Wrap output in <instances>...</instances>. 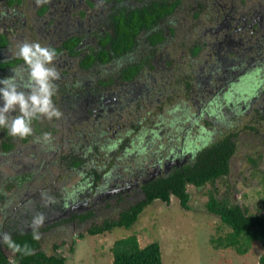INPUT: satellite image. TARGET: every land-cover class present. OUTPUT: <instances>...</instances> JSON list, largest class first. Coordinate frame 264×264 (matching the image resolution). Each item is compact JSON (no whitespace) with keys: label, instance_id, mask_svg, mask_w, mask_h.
Instances as JSON below:
<instances>
[{"label":"trees","instance_id":"1","mask_svg":"<svg viewBox=\"0 0 264 264\" xmlns=\"http://www.w3.org/2000/svg\"><path fill=\"white\" fill-rule=\"evenodd\" d=\"M115 1L109 11L107 6L98 9L106 15L90 35L79 34L83 29L71 30L77 23L59 17L51 20L48 38L40 33L39 19L31 36L28 21L14 30L13 38L10 14L0 8V79L15 74L21 90H26L27 68L15 55L17 43L28 40L51 46L57 51L54 64L60 73L52 99L62 113L59 119L33 120V135L25 138L0 127V264H67L62 256L46 254L42 234L92 218L89 212L58 221L59 211L73 199L69 182L82 178L87 183L94 176L95 188L105 191L114 183L106 184L103 177L118 178L120 188L128 178L139 183L146 177L139 184L142 202L123 211L116 221L93 225L88 233L130 230L156 201L171 205L174 197L190 210L188 186L203 188L226 181L241 139L247 147L251 141L245 143L244 137H264V0H128L129 7L124 0ZM47 11L43 5L38 15ZM18 114V110L12 113ZM188 122L192 127L187 126V133L201 136L193 154L167 173L149 177L143 171L145 164L154 161L163 166L170 157L183 158L185 149L169 156L163 150L150 155L146 140L156 147L168 127L179 131ZM131 128L133 136L119 137ZM45 134L51 139L45 141ZM263 155L264 141L255 152L259 159ZM252 157L247 159L257 169ZM259 178L262 190L254 192L261 202L256 213L233 203L231 186L226 195L218 189L210 192L206 208L231 229L224 241L218 238L220 247L243 256L258 244L263 250L259 263L264 264V174ZM34 183H40V198ZM7 185L21 189L8 195ZM25 189L31 193L25 196ZM39 214L45 219L37 226L33 221ZM161 251L159 242L141 248L132 235L115 242L112 264H164Z\"/></svg>","mask_w":264,"mask_h":264},{"label":"rangeland","instance_id":"2","mask_svg":"<svg viewBox=\"0 0 264 264\" xmlns=\"http://www.w3.org/2000/svg\"><path fill=\"white\" fill-rule=\"evenodd\" d=\"M84 11L88 12V9H74L70 12V20L85 22L86 25L83 28L85 32L91 29L94 24L90 27L87 26V18H82ZM34 14L36 15V12ZM32 16L34 17L33 13L30 12L27 17L30 23L27 25L30 36L33 34L31 28L33 24L30 22ZM187 126L188 128L192 127L191 122H188L185 128L179 131H172L171 127H168L165 137L157 142L156 147L148 139L146 140V144L149 145L151 150L149 152L150 155H157L163 150L169 156L172 153H182L185 149L183 158L172 160L173 158L170 157L171 159H168L161 167H159L161 164L154 165V161L145 164L149 177H156L162 171L167 173L181 161L187 162L189 156L193 154L192 149L198 144L201 136L188 134L186 131L188 130ZM195 126L202 129L200 125ZM123 132L126 133L125 131ZM199 132L203 133L202 131ZM124 133L119 136L121 139L129 135L133 136L132 128L127 130V135ZM262 135L260 134V137H255L253 140L244 137L245 143L251 141L250 146L247 147L244 146V141L240 138L243 144L240 145L241 149L237 150L236 156L233 158L232 173L226 178V181L221 180L215 185L208 184L203 188L188 186L187 192L191 197L190 210L183 209L179 200L175 198H172L171 205L156 201L145 209L139 217L138 223L130 230L120 228L103 235H87L88 230L93 225L116 221L123 211H128L132 206L142 202L145 197L144 193L139 191V184L145 182L147 180L146 177H143L139 183L136 180H133V183L127 181L124 189H118L115 186L105 191L98 187L95 188L92 182L94 176L90 177L87 183L82 178L69 182L67 187L73 191V199L69 203L72 204L74 210L61 209L58 213V221H62L72 214L81 215L91 212L93 216L85 222L77 220L62 227H52L44 231L42 234L44 251L47 255H59L66 258L67 264H112L114 260L112 251L115 242L135 235L141 248L153 242H159L162 247L161 252L163 253L164 264H260L259 259L263 250L258 244L253 245L250 253L243 256L237 255L234 250L219 246L218 238L224 241L231 233V229L224 226L220 218L209 214L206 205L210 192L213 193L218 189L220 195H226L225 192L231 186L232 193L230 194L233 196V203L242 204L253 213L257 212L261 202L260 195L257 192L262 190L259 177L264 174V155L259 159V157L255 156V152L264 141ZM172 148H176V150L171 151L170 149ZM249 156L255 158L257 169H254L248 161L247 157ZM147 159L149 160L148 154ZM157 171L161 173L156 174ZM255 172L257 173L256 176H254ZM103 179L105 183L107 180H116L113 176L103 177ZM57 181L58 179L52 182L51 187L57 185ZM38 186H40V183H34L33 190L37 194L36 197L40 198ZM19 189H21L20 185L12 189L8 188L7 185L4 191L11 195L13 192H18ZM255 190L257 192H254ZM27 192L30 191H26V189L23 191L25 196L29 194ZM118 192L123 194H118ZM247 194H250L251 197L245 198ZM22 203L24 202H21L20 205ZM12 212L18 213V209L13 208ZM50 221L53 222L54 218H51ZM49 224L50 222H47L45 226ZM80 234L84 235V239H80ZM2 238V235H0V240ZM214 240L217 241L214 243ZM6 253L10 254L8 251ZM236 260L238 261L235 262ZM14 264L17 263L15 262Z\"/></svg>","mask_w":264,"mask_h":264},{"label":"clouds","instance_id":"3","mask_svg":"<svg viewBox=\"0 0 264 264\" xmlns=\"http://www.w3.org/2000/svg\"><path fill=\"white\" fill-rule=\"evenodd\" d=\"M48 2L49 0H37L38 5ZM48 10L53 11L50 7ZM21 11L28 17L27 9L22 8ZM7 13H9L10 16L13 15L15 13V8H8ZM38 14L39 9L36 11V15H33L34 17L40 18L41 16ZM70 18L71 16L69 14L68 20H70ZM51 20H56V18L54 17ZM51 20L49 23H51ZM28 21L29 19L26 20L27 23ZM17 49L15 55L24 61L27 68L28 83L25 86L26 90H21L15 74L11 77L0 79V84L4 86L0 88V101H2V106H0V127L8 128L9 133L13 137L25 138L33 135V120L44 118L52 120L53 117L57 119L61 117L62 113L60 109L56 107L52 99L57 91V86L54 81L60 79V73L54 64V61L57 59V51L51 46L42 45L39 41L24 40L17 43ZM17 110L19 114L15 116L12 115V113L17 112ZM50 139L51 137L45 134L44 140L48 141ZM145 167L146 165L144 168ZM159 167L161 166L159 165ZM144 170L146 169H143V171ZM159 173L161 172L159 171ZM117 179L118 178H116L115 181H111L114 185L110 184L109 188L117 186ZM127 181L132 182V179L129 180L128 178ZM118 189L121 188L118 187ZM68 208L72 209L73 207H69L68 203L67 208L64 209L70 210ZM44 219L45 217L43 214H39L34 219L33 223L37 226L42 225ZM87 235H89L88 232ZM4 238L8 240V234H5ZM36 238L39 239V236L37 235Z\"/></svg>","mask_w":264,"mask_h":264},{"label":"flooded vegetation","instance_id":"4","mask_svg":"<svg viewBox=\"0 0 264 264\" xmlns=\"http://www.w3.org/2000/svg\"><path fill=\"white\" fill-rule=\"evenodd\" d=\"M11 0H0V8L3 9H8V8H15V13L13 15L10 16V25H9V34L14 38V30L16 31L17 27H25L27 25V22L25 20L26 14H24L21 9H27L29 14L31 13H35L38 9L40 10V8L43 7V5H46L47 8H52L53 11L48 10L46 15H44L41 19L39 17H31L30 22L31 24H33L32 26V31L33 27H36V21L41 20L42 23L40 21V33L43 37H47V34L50 35L51 34V30L48 29L49 26V22L51 19H53L54 17L56 18V20L61 17L63 18L64 16H66V18L69 17L70 12H72L74 9H85L87 8L89 10V12L87 13L86 11H84V14L82 15L83 19L88 20L87 26L90 27L91 25H93L92 27H96L98 26V24L100 23L101 16H105L106 14H103V11H97L98 9H102V7H106L105 10L109 11L110 7L113 4H117V2L114 0L110 1V2H106V0H49L48 3H42V4H37V0H16L14 5H10ZM126 6H130L132 4L129 3L128 0H124ZM116 2V3H115ZM107 3V4H106ZM118 7H120L118 5ZM24 17V20H22V18ZM76 26H72L73 24H71L70 29L72 30V27H75V30L77 32H79V29H83V26L86 25L84 24L85 22H76ZM3 28V27H2ZM7 26L4 27V30L7 31ZM42 29V30H41ZM93 30V29H92ZM35 32V31H34ZM90 29L87 30V34H89ZM37 33V32H36ZM86 34L85 32H80L79 34ZM90 35V34H89ZM89 37V36H88ZM48 38V37H47ZM46 41V39H45ZM88 45H91L92 42H87ZM109 104H111V101L108 102ZM115 112L114 109H111V113ZM114 119H112L111 121H113ZM113 152L109 151V154L111 155ZM167 167V166H166ZM148 172V171H147ZM156 174H159V171L156 172Z\"/></svg>","mask_w":264,"mask_h":264},{"label":"water","instance_id":"5","mask_svg":"<svg viewBox=\"0 0 264 264\" xmlns=\"http://www.w3.org/2000/svg\"><path fill=\"white\" fill-rule=\"evenodd\" d=\"M69 207H71V208H72V204H70V203H69ZM68 209H70V208H68ZM72 209L74 210V208H72ZM72 209H71V210H72Z\"/></svg>","mask_w":264,"mask_h":264}]
</instances>
